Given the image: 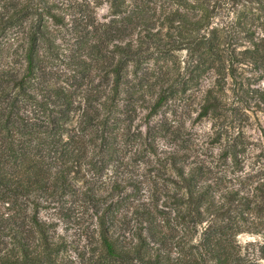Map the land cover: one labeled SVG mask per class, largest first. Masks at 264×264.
Masks as SVG:
<instances>
[{
    "label": "trees",
    "instance_id": "1",
    "mask_svg": "<svg viewBox=\"0 0 264 264\" xmlns=\"http://www.w3.org/2000/svg\"><path fill=\"white\" fill-rule=\"evenodd\" d=\"M263 79L264 0H0V264H63L41 211L76 195L99 264H264V175L228 178L248 141L214 129L227 90L264 108L251 88ZM191 93L196 120L213 122L217 170L157 146L181 133L154 119ZM111 164L116 179L96 190ZM241 235L261 238L255 257Z\"/></svg>",
    "mask_w": 264,
    "mask_h": 264
},
{
    "label": "rangeland",
    "instance_id": "2",
    "mask_svg": "<svg viewBox=\"0 0 264 264\" xmlns=\"http://www.w3.org/2000/svg\"><path fill=\"white\" fill-rule=\"evenodd\" d=\"M67 3V0H64ZM73 1V0H72ZM81 1V0H79ZM108 14L107 6L103 5L97 9L99 19ZM224 17V15H222ZM216 23L222 24L220 19ZM220 20V21H219ZM5 46V40L1 38V50ZM252 74L250 70L245 72ZM210 80L206 79L203 89L209 85ZM258 87L264 90V79L260 83L251 85V88ZM225 100L227 101V119L222 121V125L214 129L223 128L226 136H234L242 133L248 141L245 167L243 172L236 175H229L228 178L236 177L250 178V182L258 180L260 175H264V108L258 109L253 104L254 95H234L227 90ZM242 97L243 101L239 100ZM200 95H183V97L172 101L164 107L159 117L154 119L159 122L166 118L180 130L181 139L175 141L172 138H161L157 140L159 151L173 150L176 145H183V150L189 156L191 163H202L208 167L218 169L220 162H217L220 148L219 144H212L211 137L214 131L212 121L209 119L196 120L199 113L198 103ZM142 129H144L142 127ZM130 147V146H129ZM143 160L128 162L130 169L137 174L143 175ZM118 166L112 164L106 168L102 176L95 177L96 190L101 187H108L115 180V171ZM257 183L254 182L253 186ZM148 188L145 186L143 193L147 194ZM264 215V210L260 214ZM41 218L53 224L51 233L66 242L67 250L62 255L63 264H99L98 255L93 253L98 242L97 223L92 217V211L83 202L82 196L68 197L62 201L55 209L42 210ZM239 241L242 246L247 247L252 257L258 254L261 238L259 236L241 235Z\"/></svg>",
    "mask_w": 264,
    "mask_h": 264
}]
</instances>
